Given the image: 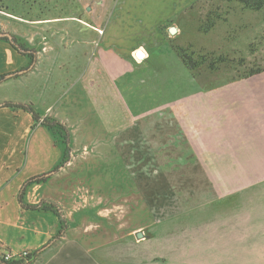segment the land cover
Wrapping results in <instances>:
<instances>
[{
    "label": "rangeland",
    "instance_id": "obj_1",
    "mask_svg": "<svg viewBox=\"0 0 264 264\" xmlns=\"http://www.w3.org/2000/svg\"><path fill=\"white\" fill-rule=\"evenodd\" d=\"M216 5L212 0H0L8 15L0 16V33L15 35L37 51L87 53L80 68L74 64L79 57L43 59L38 73H24L1 91L9 101L67 124L70 150L58 132L40 126L30 131L22 178H33L32 168L24 169L32 167V149L39 145L51 156L49 163L57 160L52 172L58 178L56 188L65 187L77 203L86 198L99 207V216L108 222L93 231L100 235L96 244L118 250L116 256L134 250L126 245L133 240L127 239L128 232L143 230L145 236L138 240L151 242L149 249L163 264L263 262L262 248H248L262 239L261 230L242 227L238 233L232 225L218 224V213L232 219L229 211L235 208H224L229 200L213 196L259 194V205H264V182L241 186L237 180L256 175L252 166L262 153L258 144L247 142L257 137L234 145L235 153L221 161L206 141L208 130L223 123L211 114L254 112L255 103L264 102V73L245 77L258 66L264 68V14L221 6L217 14L223 21L205 34L201 30ZM172 27L178 29L175 35L170 34ZM181 47L195 51V60L213 54L226 61L212 73L207 62L194 74L177 50ZM139 50L146 59L137 58ZM113 55L126 64L116 74L120 88L112 83L108 63L102 67L97 62H110ZM45 164L40 161L39 167Z\"/></svg>",
    "mask_w": 264,
    "mask_h": 264
},
{
    "label": "crops",
    "instance_id": "obj_2",
    "mask_svg": "<svg viewBox=\"0 0 264 264\" xmlns=\"http://www.w3.org/2000/svg\"><path fill=\"white\" fill-rule=\"evenodd\" d=\"M0 16H5L6 18L8 15L0 9ZM1 22L0 27L4 25ZM3 39L4 38L0 37V77H5V80L0 83V91L5 89L9 84H16V80L13 79L19 78L20 76L22 77V75L11 78H8V76L21 72L27 67V64H29V60L25 56L18 53ZM50 52H52V54H50ZM138 52H140V50L136 51L135 55ZM101 53L103 52H99V54ZM63 56L71 58L79 57V59H77L78 61H74V64L80 68L82 63L80 61H82L83 56L87 57V53L78 49H76V51H64L63 54L57 51L54 52L53 50L48 52L47 49L38 50L36 54V64L33 66L30 73L35 75L40 71L43 59L50 61V58ZM56 60L51 61L52 64L57 63ZM109 61L110 62L100 58L97 62L102 65V67L104 64L108 63L111 69L110 72L112 73V83L114 87L118 86L120 88L121 86L119 84L121 80L117 81L115 78L116 74H118L119 77V74L124 70L126 64H124L121 59L117 60L114 55ZM71 62V59L65 61L66 64ZM83 68L87 70V61ZM125 77L129 79V73L126 74ZM82 80H87V77L84 76ZM122 87L124 88L125 85H122ZM119 92L120 90L115 92L116 96L119 94L121 95V92ZM263 100L264 98H262V101ZM4 102H9V100L6 94L3 95L1 91L0 104ZM263 103L264 102H262V104H258V102L257 104L255 103L256 111L254 112L250 110L241 111L239 113H215L210 115L213 117L214 121H223V123L219 122L217 124L220 127L216 128V125H214V129L208 130L209 135L206 141L209 149L213 152V157L218 158L219 161H221V158L226 160V155L229 153H235L236 150L234 149V145L242 142L245 143L246 141L244 140L250 136L257 137L255 140H248L247 145L252 142L258 144V153H262V158L256 162V165L252 166L256 170V175L254 177L242 176L237 178L238 184L241 186L260 185L264 182ZM243 108L244 106L242 105V109ZM8 109L9 108H0V247L4 251L11 252L14 256L24 252L34 253L46 248L43 253L38 256L34 264H163V261L158 259L159 255L149 249L151 242L146 238L142 241L138 240L137 233L143 230L127 233V239L129 237L135 241H127L128 243L126 245L130 243L134 250L132 252L127 251V255L125 254V256H116L118 250L109 251L112 247L103 249L102 245L96 244L100 235H97V233L93 234V231L99 228L103 229V225H106L108 220L100 217L99 215L101 212L98 209L99 207L88 204L86 198L83 202L77 203L74 196H72L71 193H67L65 187L63 189L56 188V180L58 181V178L52 176L54 175L52 174L46 181L29 187L26 190L24 201L28 205H38L42 201H51L60 206L68 222V229L60 241H55L54 239H56L60 232V218L49 211L24 209L21 203H19V195L26 182V179L22 178V174L24 173L22 172L24 168L22 167L24 141L32 130L34 122L32 116L27 114V112H18L17 110L12 111ZM253 122H255V124H253ZM41 128L44 129L43 127ZM39 130L40 128L37 129L36 132ZM235 136L239 137L234 140L233 137ZM14 145L16 146L15 148H10ZM242 149L238 151V153H242ZM32 155V167L27 164L24 170L32 168L34 176L50 175L53 172L54 166L58 165L57 160L53 163H49V157L51 160V156L48 157L47 153L42 151L39 145L33 146ZM40 161H46L47 164L43 165V167H39ZM243 164L245 163L243 162L240 166H244ZM246 168L252 170L251 167L246 166ZM231 183L234 185L230 180L229 184ZM213 196L220 200H229L225 203L224 208H235L229 211V214L233 216L232 219L227 218L226 212H221V214L218 213L217 215L220 217L218 224L230 227L232 225L234 227L233 230L238 233L242 231V227H245L247 231L250 229H258L259 232L261 230L259 237L262 239L260 241L250 242L251 246H248V248L255 249L256 247H260L264 250V205L260 207L258 201L260 197L263 196L259 194L249 196L243 192H239V194H234L232 192H216ZM248 197H250V199H248ZM71 200H74V203ZM193 214H195V211H193ZM109 228L111 227H108V229ZM111 229L114 230V228ZM143 234L145 236V233ZM257 237L258 236L255 234L254 240L257 239ZM136 245L139 248L138 250H135ZM162 251L163 247H160V254H163ZM261 261H263L262 264H264V253H261ZM193 264L197 263L193 262Z\"/></svg>",
    "mask_w": 264,
    "mask_h": 264
},
{
    "label": "trees",
    "instance_id": "obj_3",
    "mask_svg": "<svg viewBox=\"0 0 264 264\" xmlns=\"http://www.w3.org/2000/svg\"><path fill=\"white\" fill-rule=\"evenodd\" d=\"M212 1L217 2L219 5H216V9L211 10L209 12L208 16L206 17V19H207L206 26H205V28H202V30H201L205 34L208 33L212 28H215L218 25V23L223 21L221 14H217V11L222 10L223 7H225L226 9L229 10V9H232V6H234V7L240 8L243 12H245V10H246V11L264 14V0H212ZM221 6H223V7L221 8ZM3 40L7 41L18 53L22 54L23 56H25L29 60V65L27 66V68H24L21 72H23V74H24V73H28L29 71H31L33 66L36 64L37 50L28 48L26 46V44H24L20 40V38H18L17 36H14V35H13L12 41L8 40L7 38H4ZM177 50L179 51L180 56L183 59L187 68L190 71H192L194 74L199 73L200 72L199 69H201V67L203 65H205L207 62L209 63L208 64V68H209L208 72L212 73V72L218 70L219 69L218 67L222 66V64H224L226 61L224 57H218V58L213 57L212 56L213 54H210L212 58L209 56H204V55L200 54L198 56L199 60H195L194 56H195V54H197L195 51H193L195 54L189 53L186 50V48H183V47L178 48ZM204 61H206V62L204 63ZM262 73H264V68L258 66L255 70H251V72L246 74L245 77L250 78V77H253L256 75L258 76ZM23 74H20V72H18L16 74H12V75H14L15 77H19V75H23ZM3 80H5V77H0V83ZM0 108H9V109L15 110V111L16 110H23L24 112L29 113L32 116L33 121H34V125H33L32 129H34L38 125H40L41 127L46 128L53 133H56V132L60 133L61 138L66 140L65 143L68 146V150H70L69 146L71 145V142H70L71 138H70V130L67 127V124H65L59 120L53 119V118L43 117L32 106H30L28 104L21 103V102H13V101L4 102V103L0 104ZM64 163H65V161H64ZM64 163L62 164V166L64 165ZM57 171H58V169H57ZM52 174H54V173H51L50 175L48 174V175L35 176V177L31 178L29 181L25 182L23 189L19 195V201H20V203L24 209L33 210V211H51V212H54L55 214H57L63 223L62 224L63 227L60 230L56 239H54V240L60 241L61 238L66 234V231L68 229V222H67V220L64 216V213H63L62 209L60 208V206H58L56 203L51 202V201H42L38 205H28L24 201L26 190L29 187H31L34 184H38V183H42V182L46 181L47 179L50 178V176ZM45 249L46 248H44L40 251L34 252V253H29L26 260H24V259L19 260V259L15 258L12 262H2L1 264H33L36 261V259L38 258V256L40 254H42Z\"/></svg>",
    "mask_w": 264,
    "mask_h": 264
},
{
    "label": "built area",
    "instance_id": "obj_4",
    "mask_svg": "<svg viewBox=\"0 0 264 264\" xmlns=\"http://www.w3.org/2000/svg\"><path fill=\"white\" fill-rule=\"evenodd\" d=\"M29 253H31V252H24V253H22L20 255L14 256L11 252L4 251L0 247V264L2 262H12L15 258H17L19 260H21V259L26 260V258L29 255Z\"/></svg>",
    "mask_w": 264,
    "mask_h": 264
},
{
    "label": "water",
    "instance_id": "obj_5",
    "mask_svg": "<svg viewBox=\"0 0 264 264\" xmlns=\"http://www.w3.org/2000/svg\"><path fill=\"white\" fill-rule=\"evenodd\" d=\"M90 10V8H89ZM177 33V28L176 27H172L170 28V34L172 35H175ZM0 37L2 38H7L8 40L12 41L13 40V35L12 34H9V33H2L0 34ZM140 53V52H139ZM20 74H23V72H20ZM14 75H9L8 78H11L13 77ZM137 238L138 239H141V238H144V234L141 233V232H138L137 233Z\"/></svg>",
    "mask_w": 264,
    "mask_h": 264
},
{
    "label": "bare ground",
    "instance_id": "obj_6",
    "mask_svg": "<svg viewBox=\"0 0 264 264\" xmlns=\"http://www.w3.org/2000/svg\"><path fill=\"white\" fill-rule=\"evenodd\" d=\"M177 32H178V30H177ZM136 55H137V58L139 60H144L146 58V53L143 50H140V53L138 52V53H136Z\"/></svg>",
    "mask_w": 264,
    "mask_h": 264
}]
</instances>
